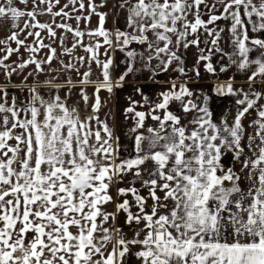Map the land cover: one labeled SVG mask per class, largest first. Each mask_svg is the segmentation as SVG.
Returning <instances> with one entry per match:
<instances>
[{
    "label": "snow or ice",
    "instance_id": "6c2138e0",
    "mask_svg": "<svg viewBox=\"0 0 264 264\" xmlns=\"http://www.w3.org/2000/svg\"><path fill=\"white\" fill-rule=\"evenodd\" d=\"M109 3L0 0V21L12 30L0 39V264H129V256L136 264H264V0H116L124 29L106 27L110 13L100 9ZM193 47L189 74L184 56ZM116 52L124 57L118 76ZM54 60L94 89L95 115L27 83ZM29 66L16 85L12 77ZM201 67L216 79L211 89L189 86ZM233 68L246 89L220 79ZM173 71L180 75L154 79ZM142 72L166 87L155 99L140 87V101L128 97L129 149L98 115L100 92L111 96ZM16 87L26 90L22 99L9 95ZM213 93L232 98L230 115L216 117Z\"/></svg>",
    "mask_w": 264,
    "mask_h": 264
},
{
    "label": "crops",
    "instance_id": "0c3cea01",
    "mask_svg": "<svg viewBox=\"0 0 264 264\" xmlns=\"http://www.w3.org/2000/svg\"><path fill=\"white\" fill-rule=\"evenodd\" d=\"M96 2L99 4L101 0H96ZM116 3V0H110L109 6L106 8L100 9L102 12H109L110 15L106 22V27L108 29H112L114 27H118L120 29L125 28V19L123 15V10H120L119 14H116L115 10L113 9V5ZM29 8L31 5L28 6ZM23 9L24 6H21ZM43 20L50 19L48 17H43ZM5 21H0V39L6 38L8 34L12 31L10 27L5 26ZM10 24V21L7 22ZM70 23L75 26V21H70ZM98 23V17L93 16L91 19L90 26L96 27ZM83 23L81 24V27H83ZM61 33L58 31V35ZM46 35V34H45ZM72 37L71 34H68V45H71ZM49 41L45 39V43H48ZM54 47L57 45H53ZM12 47H16L15 44H12ZM133 47H136L133 45ZM58 53H62V48H57ZM21 52H24L23 48L21 49ZM43 52H47V49H44ZM198 54V49L196 48H190L185 53V61L187 65V69L189 70V74H191V68L192 65L196 61V57ZM28 53H24V56L27 57ZM76 56H83L85 53L82 50H78L75 53ZM43 53L37 56V59H43ZM17 55H13L11 57L12 61L17 60ZM61 59H63L65 62H68L70 57L61 55ZM115 59L117 62V68H116V75L118 76L123 70L124 65L120 63L124 59L123 54L120 52L115 53ZM44 68L47 69V71L38 73V80H33L32 78H29L27 83L29 85H36L40 89L41 95H43L45 98H48L49 96L54 95H60L61 98L64 100L65 105L69 108H75L77 113L82 117H90L95 115L92 112V104L94 102V96L93 92L94 89L92 87H88L86 89L82 88L79 85V79L80 77L76 72H67L64 70L59 61L54 60L53 63L48 66L44 65ZM34 66H29L27 69H25L24 73L20 75H14L12 79L14 80L16 85H20L23 76L27 75L28 72H32ZM92 68L95 70L96 66L95 64L92 65ZM201 74L202 79H193L190 83V87L194 90H208L213 87V85L216 83L215 77H213L211 74L205 73L203 68L201 67ZM81 71H84L83 68H81ZM180 74L178 72H171L169 74H164L161 76L154 77L155 80H167L170 77L175 78L178 77ZM229 77L234 78V83L237 85V87L243 86L245 89L248 87L246 84V76L243 73H238L234 68L230 70L228 73H223L220 76L221 80H227ZM55 82L60 83L62 87L60 89H53L49 86L45 85V81L48 79H53ZM71 79L73 81H76L75 86H71L68 84V80ZM93 79H95V75L93 76ZM183 79V77H181ZM5 78L0 75V84L4 83ZM152 78L149 77V75L146 72L137 73L136 75H132L129 78H127L124 86L122 88L116 89L114 94L109 96V94L106 91H101L100 96L103 103L102 110L98 113L100 118L102 120H106L110 125L115 126V134L117 136L121 137L122 143L127 146L129 149L131 148L132 140L130 137L125 138V133L128 132L129 128L132 125V121L130 119H126L123 115L124 109L128 106V97L132 96L135 100L140 101L141 96L139 94H136L134 92L136 87H140L143 92L147 95H149L152 99H155L159 92L166 87V85H160L159 83H152ZM257 87H259L257 85ZM85 91L89 95V101L85 103L83 101V98L81 96V92ZM26 94V90H22L20 87L12 88L9 90V95H15L17 97H20L21 99ZM211 110L215 113L216 117H221V114H224L225 116L230 115V110L233 108V101L231 97H220L216 96L214 93L212 94V100H211ZM142 110V109H138ZM176 111H179L178 108H175ZM254 118L249 117L247 120L244 121L245 125H248V122L250 119ZM154 122L151 120L147 121L148 125H152ZM249 132H251V129H249ZM230 160V157L225 160V163L227 164ZM130 178V177H129ZM120 187L127 186L126 184L119 185ZM139 187V185H137ZM141 195H147V192H141ZM131 199V196L128 197ZM149 204L152 203L151 200L148 201ZM112 210V206L109 205V211ZM129 264H136L135 257L129 256L128 258Z\"/></svg>",
    "mask_w": 264,
    "mask_h": 264
}]
</instances>
